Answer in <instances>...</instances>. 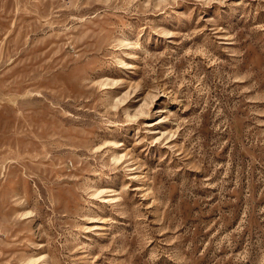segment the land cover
Listing matches in <instances>:
<instances>
[{"label": "rangeland", "instance_id": "374dc122", "mask_svg": "<svg viewBox=\"0 0 264 264\" xmlns=\"http://www.w3.org/2000/svg\"><path fill=\"white\" fill-rule=\"evenodd\" d=\"M0 264H264V0H0Z\"/></svg>", "mask_w": 264, "mask_h": 264}]
</instances>
